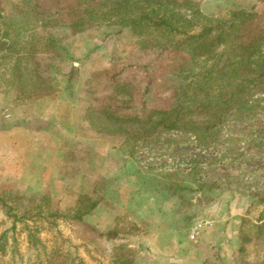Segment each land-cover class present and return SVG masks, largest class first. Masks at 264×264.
Wrapping results in <instances>:
<instances>
[{"label":"rangeland","instance_id":"rangeland-1","mask_svg":"<svg viewBox=\"0 0 264 264\" xmlns=\"http://www.w3.org/2000/svg\"><path fill=\"white\" fill-rule=\"evenodd\" d=\"M175 1L194 15L195 30L240 9L255 10L264 24V0ZM53 30L71 57L55 62L36 101L19 99L14 70L0 59V196L8 202L0 201V264L262 260L264 233L254 225L264 222V92H254L257 104L228 119L206 147L180 130L128 140L89 117L123 106L117 81L132 79L135 95L121 111L145 112L172 105L182 67L206 65L180 52L156 57L129 27ZM82 194L100 198L84 222L69 215Z\"/></svg>","mask_w":264,"mask_h":264},{"label":"trees","instance_id":"trees-1","mask_svg":"<svg viewBox=\"0 0 264 264\" xmlns=\"http://www.w3.org/2000/svg\"><path fill=\"white\" fill-rule=\"evenodd\" d=\"M183 2H190L184 0ZM175 0H0V59L14 70L18 97L36 101L43 96L49 70L56 61L71 57L53 28L129 27L140 48L160 55L180 52L198 70L182 67L183 83L174 91V102L165 108L126 113L134 101L132 79L117 81L115 98L123 106L107 105L89 113L94 126L140 141L165 131L190 133L194 145L206 147L228 119L243 117L257 104L254 92H264V24L255 10H235L195 30L194 15L179 10ZM196 13H200L196 10ZM42 28L38 30L37 25ZM43 53L45 59H38ZM60 71V70H59ZM148 91V89H147ZM113 134V135H114ZM3 204L7 198L0 196ZM100 204V198L80 195L69 215L80 222ZM18 208V207H17ZM11 209V208H10ZM57 215V214H55ZM264 233V222L254 225ZM109 230L107 236H116ZM246 236H243L245 239ZM244 250V247H241ZM118 264H133L117 257ZM255 264H264V258ZM245 264H254L245 262Z\"/></svg>","mask_w":264,"mask_h":264}]
</instances>
